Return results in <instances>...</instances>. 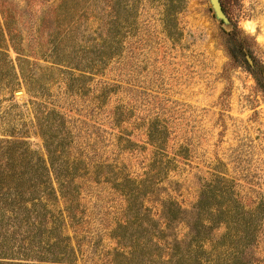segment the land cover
<instances>
[{"label": "rangeland", "instance_id": "obj_1", "mask_svg": "<svg viewBox=\"0 0 264 264\" xmlns=\"http://www.w3.org/2000/svg\"><path fill=\"white\" fill-rule=\"evenodd\" d=\"M219 2L226 22L209 0H0V141L77 158L43 219L75 264H153L149 189L201 208L220 264H264V0Z\"/></svg>", "mask_w": 264, "mask_h": 264}, {"label": "trees", "instance_id": "obj_2", "mask_svg": "<svg viewBox=\"0 0 264 264\" xmlns=\"http://www.w3.org/2000/svg\"><path fill=\"white\" fill-rule=\"evenodd\" d=\"M238 52L242 56L241 50ZM19 70L23 75L21 66ZM4 143L0 141V264H46L47 260L75 264V256L67 253L68 248L67 252L58 251L66 247V244L61 247L62 237L57 235L52 243H48L52 232L45 228L43 219L48 213L45 201L55 191L51 179L53 162H56L54 171L57 173L54 180L63 192V189L67 191L71 188L77 158L69 157L64 151L61 152L66 156L55 157L49 148L52 145L46 143L48 163H45L40 157L31 158L26 146L18 144L16 149L15 143ZM130 182L133 183L132 180ZM147 192L153 194V198L150 197L152 201H160L158 218L154 220L146 216L152 227L149 241L150 250H153L149 257L153 264H201L203 261L220 264L222 238L214 233V225L202 222L199 206L186 210L170 197L162 200L153 190ZM66 209L73 218V207L68 205ZM142 209L145 214L149 211L148 208ZM125 225L118 226L121 229ZM198 255L206 258L200 259ZM130 256L129 251L114 250L111 259L102 261L106 264H127ZM30 258L36 259L37 263ZM243 259L247 261L248 256L244 254ZM233 262L230 261L231 264ZM244 263L241 261L240 264Z\"/></svg>", "mask_w": 264, "mask_h": 264}, {"label": "water", "instance_id": "obj_3", "mask_svg": "<svg viewBox=\"0 0 264 264\" xmlns=\"http://www.w3.org/2000/svg\"><path fill=\"white\" fill-rule=\"evenodd\" d=\"M209 3H210V6L212 8V11L215 17L220 21L226 22L227 19L222 10L219 0H209ZM246 60L248 61L249 64H251V60L248 56H246Z\"/></svg>", "mask_w": 264, "mask_h": 264}]
</instances>
